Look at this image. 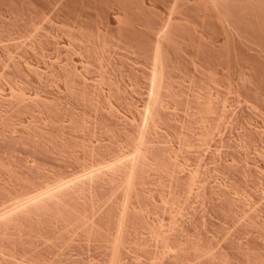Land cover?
<instances>
[{
	"label": "rangeland",
	"instance_id": "rangeland-1",
	"mask_svg": "<svg viewBox=\"0 0 264 264\" xmlns=\"http://www.w3.org/2000/svg\"><path fill=\"white\" fill-rule=\"evenodd\" d=\"M0 264H264V0H0Z\"/></svg>",
	"mask_w": 264,
	"mask_h": 264
}]
</instances>
